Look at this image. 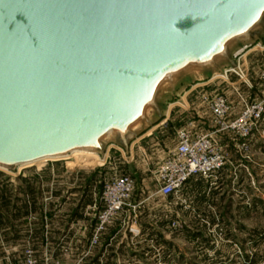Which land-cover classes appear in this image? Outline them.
Segmentation results:
<instances>
[{"label":"water","instance_id":"95a60500","mask_svg":"<svg viewBox=\"0 0 264 264\" xmlns=\"http://www.w3.org/2000/svg\"><path fill=\"white\" fill-rule=\"evenodd\" d=\"M261 31L264 0H0V168L77 149L104 158L110 145L128 153L163 118L157 105L141 131L97 141L138 122L165 72ZM12 56L30 73L17 86L2 79Z\"/></svg>","mask_w":264,"mask_h":264},{"label":"rangeland","instance_id":"374dc122","mask_svg":"<svg viewBox=\"0 0 264 264\" xmlns=\"http://www.w3.org/2000/svg\"><path fill=\"white\" fill-rule=\"evenodd\" d=\"M260 34V39L255 42L248 40L249 36L242 37L239 40H234L233 37L226 41L222 52L215 53L210 58L206 57L202 60L193 57L184 70L180 71L179 68L172 74L165 72L160 84L155 88L153 87L150 94H148V105L140 114L138 122L130 127H125L122 124V127L117 128L112 133L103 135L98 139V143L96 142L100 146L101 142L107 143L116 140L117 135L130 137L133 132L141 131L148 121L156 119V105L162 114H166L168 104H172L163 119L158 120L153 127L132 140L128 153L115 145H110L109 150L106 151L105 165H99L102 168V174L105 173L104 179L110 177L113 171L117 173L130 172L136 176L137 184L133 197L135 203L138 204L136 212L121 213L120 218L112 225L115 230H112L111 234L114 231L118 232L114 243L122 244L131 241L128 232L131 227L136 226L131 218L133 216L139 218L141 215L143 217L141 225L146 229V234L141 235L140 241L147 244L144 250L138 252L143 256V258L140 257L141 262L145 260V264H250L249 259L246 258L240 247L238 242L240 239L237 234V226L241 224V221L248 225H250V221L238 217L237 212L241 209H250L253 205L258 211L257 225L259 229L257 244L254 246V255H257L258 264H264V113L261 114L258 121L254 122V130L247 137L225 134L218 139L224 165L212 177L201 179L208 180L218 176L219 173H223L227 176L224 177L226 179L222 185L213 192L207 185L203 187L206 182L202 180L200 182L203 183L202 186H198L193 190L187 188L188 190L184 189L178 194V196L180 194L186 196L187 193V197L194 196L197 197L196 200L202 195L213 194L216 197L215 200L203 202L202 204L195 202V198H190L189 201L187 199L180 201L176 197L159 196L160 198L157 199L156 196L159 194L156 193L155 183L153 182L154 172L161 165L166 154L175 146L174 135L176 129L192 117L196 120H207L208 123L209 118H206L204 113L201 114L200 118H196L197 116L188 108L187 96H183L182 87L180 86L206 81V85L202 84L194 88L191 93H196V91L202 89L206 93H223L227 98V94H231V97L228 98L229 102L232 100L238 103L235 116L240 113L244 106L250 103L264 102V81L260 78L261 72L264 71V48L260 45L264 43V31H261ZM224 51L227 52L226 55L230 60L222 54ZM244 52L257 55V58L253 59L250 65L246 64L245 66L242 58L241 63L238 61L239 56ZM231 60L239 62L243 77L236 74H230L227 78L219 76L224 66ZM170 76L172 77L170 78ZM171 79L174 80L173 83L170 82ZM197 79L203 80L195 81ZM176 81L178 82L176 83ZM226 82L231 91L226 92L227 94L225 91L220 90ZM182 96L184 105L180 103ZM230 106L232 109L231 102ZM157 132L159 137L155 138L154 135ZM129 154L131 155L130 158H128ZM69 160H74V158L72 157ZM66 161V159H48L39 164L37 163V165L15 168L9 172L0 170V189L7 190L8 195H17V193H22L20 189H26V182L32 179L36 180V185L38 184L39 188L42 189L39 184L43 180H49L52 177L51 174H57V170L52 169L64 167ZM109 162L112 164L109 165ZM240 169L243 171L241 174L238 173ZM236 174L238 180H244L240 188H238V185L233 184L237 177ZM196 180L199 181L198 178ZM148 196L151 197L148 198ZM22 197L26 200L24 195L18 199L13 197L12 200L21 201L23 200ZM251 199H253V204ZM42 203L41 198L36 196V210H42ZM46 205L47 209L55 208L57 210L59 208L58 202H47ZM225 210L227 214H225ZM138 212L141 214L139 215ZM23 216H25L24 211L19 213V218ZM23 221L20 220L19 228H21V222ZM101 240L102 247L103 244L107 245L109 243V238L105 235L101 237ZM135 241H138V239L133 242L135 243ZM53 247L55 248L53 250H42L37 247L34 251L19 248L15 251H7L4 254L9 256L10 264H23L28 253H31L36 259H42L39 257H43L56 261L61 253L56 244ZM61 260L69 261L70 259L62 257ZM137 260L130 264H138ZM123 264L127 263L124 262Z\"/></svg>","mask_w":264,"mask_h":264},{"label":"crops","instance_id":"0c3cea01","mask_svg":"<svg viewBox=\"0 0 264 264\" xmlns=\"http://www.w3.org/2000/svg\"><path fill=\"white\" fill-rule=\"evenodd\" d=\"M241 58L243 64L246 66V64L250 65L253 59L257 58V55H250L249 52H244L239 56L238 61L240 63ZM205 79L207 80V77ZM201 80L203 79H197L195 81ZM202 84L206 85V81L182 86L183 96H187L188 108L197 116L196 118H200L202 113L205 114L206 118H209L208 123L207 120L195 119L196 133L205 132L210 129L209 113L199 98L206 91L203 92L201 89L200 91H196V93H191L194 88ZM227 84L226 82V86L224 85V87L222 85L220 90L228 93L230 87ZM227 95L228 98L231 97V94ZM230 102L232 105L231 116H235L238 103L232 100ZM170 105L172 104H168L167 112L164 115H167L170 110ZM154 137L158 138L159 133H155ZM72 157L74 160H69ZM63 159L67 160L64 167L52 169L57 170V174H51L52 177L49 180H43L39 184L42 189L39 188L38 184L36 185V180L34 179L26 182V189H20V192L24 193L23 195L26 200L22 197L23 200L21 201H13V197L18 199L23 196L22 193L8 195L7 190L0 189V264H10L9 256L4 254L7 251H15L19 248H27L34 251L37 247L42 250H53L55 249L53 247L55 244L61 253L56 260L60 264H123L124 262L130 264L131 262H135L136 259H138V264H145V260L143 262H141L142 259L140 260V257L143 258V256L138 254L140 250H144L147 246L146 243L140 241L141 235L143 233L146 234V229L141 225L143 217H141L140 212H138L140 215L139 218H136V226L132 228L134 232H128L131 241H126L122 244L114 243L118 232L114 231L111 234V231L115 230L112 225L120 218L121 214H118L103 234L109 238V243L107 245L103 244L102 247L100 244L102 242L101 240L97 246L88 248V251L87 247H89L95 216L101 206V184L104 180L105 173L102 174V168L100 166L104 163V158H100L98 155L73 154ZM111 164L109 162V165ZM242 172V169H240L238 173L241 174ZM237 174L233 184L238 185V188H240L244 180H238ZM225 176L227 175L219 173L218 176L208 180L199 178L197 182L196 179H192L187 183L186 189L193 190L198 186L200 187L203 185L200 182L204 180L206 184L203 187L207 185L214 192L225 181ZM185 195L184 198L186 197L185 199L188 201L195 198L194 196L187 197V193ZM36 196L40 197L43 202L42 210H36ZM159 196L161 195L156 196V198L159 199ZM150 197L148 196V198ZM215 198L213 194H205L198 198V200H196L197 197L194 200L195 202L203 204V202H211ZM47 202H58L59 208L57 210L55 208L47 209ZM251 202L253 204V199H251ZM22 211L25 212V216L19 218V213ZM212 214L214 215L213 210ZM225 214H227L226 210ZM237 214L238 217H243L250 221V225L244 224L241 221V224L237 226L240 247L245 253L246 258L249 259L250 264H258L257 255H254V246L257 244V236L259 233L257 225L258 211L252 205L250 209H241ZM20 220H24L21 222V228H19ZM253 220L255 222L254 225ZM136 239L138 241L134 243L133 241ZM86 251H88L87 254ZM59 257L60 259L63 257L64 259L70 260L60 261L58 259ZM39 258L44 259L43 257ZM49 259L52 260L51 258Z\"/></svg>","mask_w":264,"mask_h":264},{"label":"built area","instance_id":"2783aa9c","mask_svg":"<svg viewBox=\"0 0 264 264\" xmlns=\"http://www.w3.org/2000/svg\"><path fill=\"white\" fill-rule=\"evenodd\" d=\"M260 45L264 48V43ZM230 74L244 76L239 62H237L236 68L223 69L219 76L227 78ZM260 78L264 81V71L261 72ZM199 98L209 113L210 129L196 133V121L193 117L184 121L176 129L175 147L166 154L153 176L156 193L163 197H176L177 200L185 201L184 195L180 194L178 196V194L186 189L190 180L212 177L222 169L224 159L218 139L225 134L247 137L254 130V122L258 121L261 114L264 113V102H254L244 106L237 116L231 117L232 109L225 94L203 93ZM180 103L185 104L182 98ZM109 148L110 146L106 151ZM106 154L107 152L104 155V162ZM130 156L129 154L128 158ZM102 165L104 166L105 163ZM136 180L133 173L113 171L110 177L102 181L101 206L95 216L89 248L98 245L106 228L118 214L136 212L138 204L133 200L136 191ZM136 218V216L131 218L133 223L137 222ZM129 232H134L132 227ZM23 264L60 263L48 258L36 259L31 253H28Z\"/></svg>","mask_w":264,"mask_h":264},{"label":"bare ground","instance_id":"6f19581e","mask_svg":"<svg viewBox=\"0 0 264 264\" xmlns=\"http://www.w3.org/2000/svg\"><path fill=\"white\" fill-rule=\"evenodd\" d=\"M16 30H17V26H16ZM20 30H22V28H20ZM0 36H1V35H0ZM0 56H2V57H0V60H4V56H3V55H0ZM6 59H8L7 62H5ZM6 59H5L4 63L6 64V63H8V61H9V63L11 62V64H12L13 66H16V67H13V69H14V70L16 69V71H14V72H10V70H7L6 72H3L4 74H3L2 79H5L6 82H7V81L12 82V84L15 85V86H17V83H19L20 81L25 82V79H24V78H25V76H26V70H23V69H27V71H28V68L23 67V66H25V65L19 67L18 62L21 63V60H20L21 57H18V56H12V57H8V58H6ZM13 61L17 62V65H15V63H14ZM28 76H30L29 71H28ZM134 123H135V121L132 122V124H134ZM111 131H113V130L111 129L110 132H111ZM73 154L98 155L96 152H93V151H88V150H85V149H77V150H74V151L68 153L67 155H63V156H61V157H50V158H45V159H42V160H39V161H33V162H30V163H27L26 165H18L17 169H18V168H21V167H25V166H29V165H33V164H37V163H41V162H44V161H46V160H48V159H52V160H55V159H63V158H66V157H68V156H70V155H73ZM98 156H99V155H98ZM99 157H100V156H99ZM0 170L8 171V170L3 169V168H0ZM8 172H9V171H8Z\"/></svg>","mask_w":264,"mask_h":264},{"label":"trees","instance_id":"16d2710c","mask_svg":"<svg viewBox=\"0 0 264 264\" xmlns=\"http://www.w3.org/2000/svg\"><path fill=\"white\" fill-rule=\"evenodd\" d=\"M163 119V118H162Z\"/></svg>","mask_w":264,"mask_h":264}]
</instances>
